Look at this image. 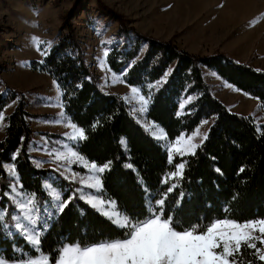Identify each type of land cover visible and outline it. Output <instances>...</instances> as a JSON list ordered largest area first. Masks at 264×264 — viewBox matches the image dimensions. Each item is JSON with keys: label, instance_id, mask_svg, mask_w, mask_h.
<instances>
[{"label": "trees", "instance_id": "16d2710c", "mask_svg": "<svg viewBox=\"0 0 264 264\" xmlns=\"http://www.w3.org/2000/svg\"><path fill=\"white\" fill-rule=\"evenodd\" d=\"M118 22L120 18L106 11ZM66 33L50 48L41 62L30 68L48 75L59 86L61 103L67 118L83 128L87 139L73 147L87 161L103 165L111 161L103 174V189L107 196L127 209L130 215H146L142 178L152 192H163L172 183L178 187L168 193L169 201L179 200L184 210L185 225L199 217L223 216L225 206L238 221L264 217V125L258 126L250 115L234 113L210 90L203 69L213 72L233 89L256 99L264 106V70L232 60L223 53L208 56L193 55L171 42L145 37L120 22L119 35L124 42L108 51L106 63L110 71L123 74V82L138 88L147 99L146 116L162 129L168 141L191 134L203 121L213 119L206 136L195 154L176 155L168 162L167 151L132 115L129 105L116 94L100 90L76 41L74 29L65 22ZM130 34L133 38L130 37ZM141 45H145L142 50ZM194 99L181 107L182 101ZM16 107L7 118L4 136L0 140V162L14 164L19 190L34 193L43 206L50 203L43 188L48 176L52 186L68 200L62 213L48 220L41 247L50 252L62 238L69 241H92L125 231L118 229L83 199H79L77 182L68 181L51 168L38 169L28 152L34 131L31 128L27 102L22 93L7 89L0 93V111L11 102ZM126 141L125 145L120 143ZM15 155V160L12 159ZM184 162L183 178L161 184L160 181L177 163ZM133 167L128 168L126 165ZM217 169L219 171H217ZM243 169V171H241ZM13 178L0 168V209L7 213L6 222L16 208L5 193H10ZM72 199L69 200V198ZM159 198V197H156ZM261 245L257 242V247ZM30 251L27 241L18 234L0 230V255L18 258ZM245 264H264L254 249H243Z\"/></svg>", "mask_w": 264, "mask_h": 264}, {"label": "rangeland", "instance_id": "374dc122", "mask_svg": "<svg viewBox=\"0 0 264 264\" xmlns=\"http://www.w3.org/2000/svg\"><path fill=\"white\" fill-rule=\"evenodd\" d=\"M106 11L116 14L125 28L171 42L190 54L223 53L236 62L264 70V0H0V93L11 89L26 99L34 131L28 152L34 165L38 169L55 170L66 180L77 182L78 190L83 188L85 192L94 190L79 182L88 174L83 163L69 165L55 159L56 154L65 151L64 145L73 147L77 141L68 139L72 129L67 126V116L60 115L64 110L57 84L48 75L30 68L33 61L41 62L45 56L36 50L31 38L38 37L53 46L66 33L65 22L70 24L100 90L121 96L137 121L157 139L162 129L148 120L147 110L138 111L141 91L137 88L138 94H133V87L123 82V74H115L107 66L104 52L123 43L124 38L118 33L120 22ZM128 38L133 36L130 34ZM144 46L141 45L142 50ZM203 77L213 96L228 110L250 115L258 126L264 125V106L256 99L233 89L211 71L203 69ZM193 99L189 97L181 105ZM16 104L11 102L3 110L5 120L0 124V140L7 126L6 117ZM212 120L203 121L191 134L183 136L187 139L198 130L193 142L199 145ZM157 140L164 146L176 139L168 141L165 135ZM53 179L48 176L43 188L45 183L52 184ZM16 187L21 192L19 184ZM12 195L10 186L7 197L13 203Z\"/></svg>", "mask_w": 264, "mask_h": 264}, {"label": "snow or ice", "instance_id": "6c2138e0", "mask_svg": "<svg viewBox=\"0 0 264 264\" xmlns=\"http://www.w3.org/2000/svg\"><path fill=\"white\" fill-rule=\"evenodd\" d=\"M31 41L42 56L46 55L52 46L51 42L41 41L35 36ZM41 45L45 46L41 48ZM107 55L108 52L105 51L104 56ZM100 63L103 67L104 61L101 60ZM53 83L55 84V81ZM57 91L60 93L58 85ZM131 91L133 94L139 92L135 87ZM149 100L150 97L146 99L140 95L138 111L145 112ZM60 115L63 117L65 113L61 112ZM4 120V114L0 111V124ZM67 126L72 129V133L68 135L69 140L87 139L83 128L77 127L70 120ZM198 134L197 130L187 139L180 135L174 142H167L164 146L168 162L170 164L173 162L174 155L181 157L187 154L194 155L199 145L193 141ZM164 137L165 134L161 130V134L156 138ZM206 138L205 135L204 139ZM120 143L125 145L126 141L121 139ZM63 147L65 151L56 154L57 161H67L69 165L82 162L88 170V174L82 176L79 182L83 187L94 191L85 192L83 188L79 189V199H83L111 225L125 231L92 241H69L62 238L56 248L44 252L41 243L42 236L48 228V220L56 213H62L67 207L68 200L63 199L62 191L53 188L50 183H45L44 189L49 194L50 203L44 206L41 214L40 204L34 193L17 191L19 179L15 165L0 162V168L5 169L13 178L11 190L14 195L11 199L19 213L12 214L11 224H8L6 211L0 209V230L9 235H20L30 246V251L22 253L18 258L6 259L0 255V264H245L246 257L242 248L254 249L255 257L264 262V247H257V242L264 245V217H253L241 222L229 215L230 210L225 206L223 216L211 218L203 216L195 223L185 225L183 220L185 212L179 204V200H182L185 194L181 192L179 200L174 199L165 204L167 194L172 193L179 186L178 183H172L163 192L159 189L152 192L144 185L142 178H138V182L146 193L144 206L147 214L130 215L127 209L118 207L117 202L104 192L103 174L110 168L111 161L101 166L87 161L74 147L69 145ZM12 159L15 160V155ZM126 167L133 166L128 164ZM184 167V162L177 163L175 170L169 172L160 183L168 184L169 181L183 178Z\"/></svg>", "mask_w": 264, "mask_h": 264}, {"label": "crops", "instance_id": "0c3cea01", "mask_svg": "<svg viewBox=\"0 0 264 264\" xmlns=\"http://www.w3.org/2000/svg\"><path fill=\"white\" fill-rule=\"evenodd\" d=\"M6 120H7V117H6Z\"/></svg>", "mask_w": 264, "mask_h": 264}]
</instances>
